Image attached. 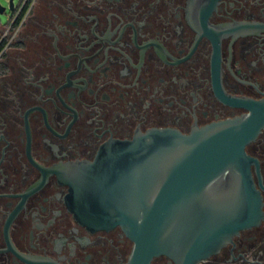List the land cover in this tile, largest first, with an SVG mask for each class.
<instances>
[{
  "label": "flooded vegetation",
  "instance_id": "af4514ba",
  "mask_svg": "<svg viewBox=\"0 0 264 264\" xmlns=\"http://www.w3.org/2000/svg\"><path fill=\"white\" fill-rule=\"evenodd\" d=\"M13 2L0 23V264H127L133 241L80 223L65 175L114 140L252 115L264 0ZM246 151L264 197V127ZM204 264H264V221Z\"/></svg>",
  "mask_w": 264,
  "mask_h": 264
},
{
  "label": "water",
  "instance_id": "95a60500",
  "mask_svg": "<svg viewBox=\"0 0 264 264\" xmlns=\"http://www.w3.org/2000/svg\"><path fill=\"white\" fill-rule=\"evenodd\" d=\"M247 103L255 109L250 116L189 135L153 128L110 142L94 162L75 164L64 182L76 218L93 230L121 227L133 241L127 264H153L161 256L204 264L264 221L252 172L258 161L246 151L264 127V100Z\"/></svg>",
  "mask_w": 264,
  "mask_h": 264
},
{
  "label": "rangeland",
  "instance_id": "374dc122",
  "mask_svg": "<svg viewBox=\"0 0 264 264\" xmlns=\"http://www.w3.org/2000/svg\"><path fill=\"white\" fill-rule=\"evenodd\" d=\"M16 4L19 3V0L15 1ZM0 6H4L7 8V10L4 13L0 12V23L2 26H6L10 23L14 12L10 8L9 0H0Z\"/></svg>",
  "mask_w": 264,
  "mask_h": 264
},
{
  "label": "built area",
  "instance_id": "2783aa9c",
  "mask_svg": "<svg viewBox=\"0 0 264 264\" xmlns=\"http://www.w3.org/2000/svg\"><path fill=\"white\" fill-rule=\"evenodd\" d=\"M10 1H11V0H9V2H10ZM14 1H16V0H14ZM30 1H31V0H19V3H18V4L15 3L17 13H19V12L24 8V6H25L26 4H28ZM11 20H12V19H11Z\"/></svg>",
  "mask_w": 264,
  "mask_h": 264
}]
</instances>
